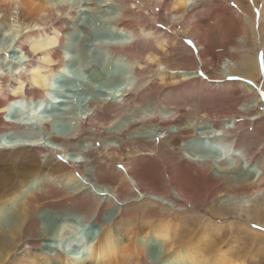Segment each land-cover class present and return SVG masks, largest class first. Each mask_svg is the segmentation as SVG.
I'll use <instances>...</instances> for the list:
<instances>
[{
	"label": "bare ground",
	"instance_id": "obj_1",
	"mask_svg": "<svg viewBox=\"0 0 264 264\" xmlns=\"http://www.w3.org/2000/svg\"><path fill=\"white\" fill-rule=\"evenodd\" d=\"M135 4V0H74L73 5L66 0H0V8H21L23 14L30 17V22L18 31L14 43V51L27 59L15 62L9 73L0 66V158L5 154L12 155V169L0 173V264L8 263L12 257L8 256L9 247L15 254L19 252L18 257L31 252L35 255L37 250L49 246L47 238L55 230L62 237L75 235V227L71 223L58 224L59 217H52L65 214L77 215L84 224L100 226L103 231L92 243H84L76 247V251L60 254L62 256L57 254L60 264H163L161 261L166 264H264L262 253L257 259H250L256 245L264 246L263 232H259L264 231V214L258 209L259 206L264 207V154L257 148L243 145L242 138L237 137L238 134H247L248 125L259 119L254 116L246 119L252 116V113L248 115L252 109L243 105L242 112L235 110V104L241 101L237 85L249 94L253 93V88L246 82H225L226 77L232 79L235 75L252 81L258 77L257 49L244 52L241 49L244 54L251 52L252 56L238 60V67L232 62L225 64V70L227 66L229 70L222 74L217 85L215 82L205 87L196 83L183 86L191 94L204 93L213 98L226 95L228 110L235 112L238 118L218 119L205 114L189 117L181 111H170L171 115L166 118L129 116L124 126L118 124L114 132H105L107 126L113 125L116 118L126 112L128 101L136 100L149 86L193 81L200 63L207 66L216 63L211 50L203 43H197L204 41L205 34L193 25L194 22L191 24L192 35L198 40V57L192 60L195 68L168 67L162 57L169 55L168 45L171 42L152 26L161 17L158 7L167 12L170 22H179L184 14L199 10L202 2L156 0L151 16L148 13L144 15ZM95 8L101 9L102 18L91 19L80 34V16L96 11ZM261 14L258 27L264 50V9ZM243 15L247 23L255 20L245 12ZM249 25L256 43L254 27ZM4 28H10L8 23ZM112 34L113 39L110 38ZM49 42L52 47L33 53L34 45ZM146 45L151 49L142 54ZM89 66L99 72L96 80L101 87L99 90L88 87L83 92L78 73ZM153 71L157 75L151 83L148 75ZM55 79L62 82L58 90L60 94L51 88ZM106 90H113V93ZM19 107L23 108L22 113ZM14 108L16 112H11ZM1 114H10L9 122L4 123ZM108 114L114 116L110 118ZM58 117L71 124L69 133L64 136H56L51 130L49 121ZM27 118H30L29 121H26ZM32 119L35 122L28 124ZM13 120H17V124ZM163 134L168 145L186 154L190 164L193 163L195 168L202 167L204 171L179 169L177 173L175 169L164 168L163 189L160 192L157 189L159 182L155 184L145 178L131 160L141 150L138 148L140 139L158 140ZM4 138L7 139V146L3 145L4 142L1 144ZM27 150L29 154L25 153ZM66 153L82 160L74 158L67 164L61 159ZM93 153L101 156L93 160ZM45 158L43 164L42 159ZM115 159L121 168L114 166L112 162ZM255 163L260 167L259 173L240 177L242 165ZM19 175L25 181L9 192L7 188ZM39 176L41 179H38ZM190 177L200 181L206 189L205 196L211 198L218 193L224 198L222 203L211 207L205 222L207 225L202 224L201 230L183 226L178 219L174 226L169 221L151 224L152 215H142L147 227L139 228L135 226L138 210L124 213L140 198L178 214L184 206H199L197 190L192 186ZM63 178L69 182L75 178L82 179L97 192L108 196L101 198L87 188H72L70 183H61ZM257 197L260 204L254 208L244 207ZM8 205L14 208L16 218L5 228L3 217L8 214ZM235 207L246 212L244 224H212L213 220H226L232 216L238 219L240 214L238 209L237 213L233 212ZM175 218L178 216L173 215L170 220ZM255 225L261 226L259 231L252 228ZM230 233L236 235L237 240L241 239V243L233 239L231 243H222L226 234L230 237ZM149 236L162 243V259L156 257L148 241ZM237 244L238 248L234 246ZM38 259H30L28 264H43Z\"/></svg>",
	"mask_w": 264,
	"mask_h": 264
},
{
	"label": "rangeland",
	"instance_id": "obj_2",
	"mask_svg": "<svg viewBox=\"0 0 264 264\" xmlns=\"http://www.w3.org/2000/svg\"><path fill=\"white\" fill-rule=\"evenodd\" d=\"M66 1L69 4L73 5L74 0H66ZM155 2L156 0H135V3H136L135 5L140 7L139 10H142L141 12L144 15L148 13L149 16H151L154 14L152 9L155 6ZM199 2H202L201 8L195 11V12L198 11L197 13L195 12L193 13L194 16L196 14L195 17L196 18L198 17V18L197 20L195 18L193 22H190V24H189V21L191 18L194 17L193 14H187V15L184 14L183 15L184 19L182 17V19L179 20V22L177 21L170 22V18L167 15V12H165L161 7H158L157 12L161 16L160 17L161 19L159 18V21L155 22L156 24L154 23V25L152 26L155 27V29L158 30L159 32L163 33V35L167 36L169 43L171 42L170 44L168 43L169 44L168 45L169 55L167 57H162L163 62L168 67L178 68V69L195 68V64L193 63L192 60L195 58V56L198 57L197 55L198 47L196 44L198 40L197 39L195 40L194 38L196 37L192 35L191 24H193L194 22L195 23L193 25H196L197 27H199V29L201 28L200 30L201 31L203 30L202 32L205 34L204 41L201 43L198 41L197 43L199 44L203 43V45H205L207 48L211 50V53H213L216 57V63L218 65H216L215 63L214 65H211L212 66L211 67V66H207L204 64L203 66L200 63L198 65L199 68L194 74V78H192V80L194 79L193 81L182 82L179 80L181 82L180 84L179 83L178 84H171V83L168 84L167 83V84H161V85L157 84L154 86H149L147 90L142 92L143 94L140 93V95L138 96L136 100L130 99L128 103L126 104V112L125 111L122 112L121 116L116 118L115 120L116 124L114 123L113 125L107 126V128H105L104 131L114 132L117 126L119 125L124 126L127 123L129 116L130 117L132 116L134 118H150L152 116H159L160 118H166V117H169V115H171L170 111L171 112L181 111V112L186 113L187 116L189 115V117H200L202 114H205L207 115V117H215L218 119H223L225 117H229L228 119H231L232 117L238 118V116L234 115L235 112H231L230 110H228L229 107L227 105H229V103L226 100L227 99L226 95L225 96L222 95L218 98H213V97H209L205 95L204 93L203 94H196V93L191 94L189 91H185L184 87H185V84L187 83H189V85L196 83L200 87H203V86L205 87V85L207 84L208 85L215 84V82H216L215 85H217L218 80H220L223 77L222 74H225L226 71L229 70L227 68L228 66L226 67V70H225V67H224L225 64H227L228 62L229 63L232 62L236 64V67H238L237 63L239 61H242L243 59L248 58V56H252L251 52L248 54L245 53L246 54L245 55L243 53L244 51L246 50L255 51L257 49L256 58H258L257 65L259 66L258 77L254 81H252L249 79H244V78L242 79V77L235 75L234 78L232 79H229V77H226L225 82H232V83L234 82L238 84L242 82L243 83L246 82L249 85H251V87L253 88L252 89L253 93L249 94L246 90H244V88L237 85L239 89L238 91H239V96H240L241 101L235 104V110L237 112H240V111L242 112L244 108L241 107V105H243L245 108L247 107L248 109H252V112L248 111L249 113L248 115L252 113V116L251 117L247 116L246 119L252 118L253 116L254 118L259 119L256 122L257 124L254 122V124L250 123V125H248L247 134H243V135L238 134L237 137H239V139L242 138L241 143L243 145L251 147L253 149L257 148L261 150V152L264 154V98H262V96H264V50L261 47L263 38L259 34V27H260L259 21L262 16L261 11L262 9H264V4H263L264 0H199ZM105 9L107 8L105 7ZM95 10L96 11H93V12L83 13L80 16L81 17L79 20L81 24L79 27L80 34L83 33L81 31H83L85 26L91 23V19H93L94 17L98 19L102 18L103 14H102V11H100L101 9L95 8ZM243 12H245L246 14H249L251 17L253 16L255 20H253L252 23L245 22ZM50 18L53 19V16H51ZM0 22H4L2 23L3 25H0V66L2 67V69L6 70V72L9 73V71L13 69L14 63L18 62L17 56H16L17 52L14 51L15 50L14 43L18 37L17 35L18 31H20V28H23L24 25L30 22V17L27 15H24L21 8L16 10L13 8L8 9L5 7H1L0 8ZM7 23L10 26L9 29L11 30L4 28V25ZM249 24L253 25L256 36L258 37V38L256 37V40H258L256 41V43L253 41V35L251 32L252 29L250 28ZM113 37H114V34L110 36L111 39H113ZM96 43L99 45H104L98 42H95V44ZM149 49H151L150 46H147V45L143 46L142 54H144V52L148 51ZM241 49L243 50V52ZM96 50L99 51L98 49ZM153 51L155 52V50ZM197 61L199 63L198 59ZM151 73L152 74L148 76L152 83V80L156 77L157 74L155 71ZM78 76L80 77L79 86L82 89V91L84 90L83 92H86L88 87H94V89L96 90H99V88L101 87V84L96 80L99 77V72L92 66L91 67L89 66V68H87L84 71H80L78 73ZM60 86H62V82H60L59 79L56 81H52L51 88H54L56 93L58 94H60L58 92V90H60ZM180 87H182V89H180ZM106 91L109 93V92H112L113 90H106ZM136 101L137 102L139 101V102L137 103ZM19 110H20V113H22L23 108L19 107ZM11 112H14V111L11 110ZM38 112L41 113L40 110ZM47 113L48 111L46 112V114ZM23 115H24L23 117L25 118V113ZM113 116L114 114H108V117L110 118H112ZM29 119L30 118H27L26 121H29ZM31 121L32 122H29L28 124L35 122L33 121V119ZM159 121H161V119ZM49 123H50L52 132L56 136H60V135L64 136L67 133H69L71 129V124L65 121L64 118L62 117H58L54 119L53 121L50 120ZM5 139L6 138H4L1 141V144H3L4 142L3 145L7 146L6 145L7 139L6 140ZM166 141H167V138L165 137V134L160 136L158 140H147L143 138L140 139L138 142V148H140L141 150L138 154L136 153L134 158L131 160L134 166L137 167L136 169L139 171V173L144 175L145 178H149L150 181L155 184L159 182L157 189L160 192L163 189L162 186H163V179L165 175L164 168L175 169L174 172H177V173L179 169H185L188 172L192 171L193 169L204 171L202 167L196 166L195 168V165H193V163L190 164L188 162L186 154H184L183 152L179 150H175V148L173 146L171 147L170 145H168ZM141 151H143L142 153L144 154H142ZM29 152L30 151L28 150L25 151L26 154H29ZM217 152L220 153L219 151ZM91 156H92L91 159L94 160L95 158L99 159L101 154L93 153ZM171 156L172 158H170ZM74 158H75V155L70 154V153H66L65 155L61 157V159L67 164L68 162L73 161ZM75 159H77V161L82 160L81 157H77ZM134 159H135V162L133 161ZM45 160L46 158L42 159L43 164L45 163ZM11 162H12L11 154H5L4 156H2L0 158V173L4 174V172H7L9 171V169H12L10 168ZM112 163H114V166L116 168H121V165L118 164L117 159H115ZM162 164H165V165H162ZM259 172H260V167L256 163L253 165L252 164L242 165V171L240 173V177L246 176V175L250 177L251 175L257 174ZM20 173H23V171H21ZM44 174L45 173L41 174L40 176L42 177V175ZM214 174L216 173L214 172ZM66 175L68 176V173ZM40 176L38 179H41ZM67 176L66 178H68ZM22 177L23 176L19 175L11 182V185L7 188L9 192L17 189L16 187L20 183H23L25 181L24 178ZM66 178L65 179L63 178L62 180H60L62 181L61 183H68V184L70 183V187L72 188L75 187V189H78V188L86 189L87 188L90 191H93L94 195L96 196L100 195L98 197H101V198H106L108 196L105 193L97 192L96 190H94L92 186L90 187V185H87L86 182L82 179L75 178L69 182ZM190 182L192 183V186H194L195 189L197 190L196 196L198 198L197 202L199 203V206L198 204H195L196 206H189V205L184 206L180 210L179 214L175 212H171V211H170L171 212L170 214V212H168L167 207L161 206L159 204H153V203H150L148 200H144L140 198L138 202L134 204L136 207L130 206L128 209L124 210V213L131 214L132 212L138 210L137 211L138 219L136 220L135 226L136 227L138 226L139 228L147 227L145 222L141 218L142 215L143 216L152 215L151 224H155L159 222L166 223L169 221L174 226L175 225L174 223H176V220L178 219V223L180 222L183 226L188 225L189 228L194 229V227H196L197 229L201 230V227H203L202 224L207 225L205 224V222H206V219L209 218L208 216H209V213L211 212V207H215L224 198L219 197L220 194L218 193L217 194L215 193L213 197L209 198L205 196L206 189L203 188V185L200 183V181L198 182L196 179L190 177ZM9 192H7L6 194H9ZM217 195L218 197H216ZM256 204H260L259 197L254 198L253 200H250L248 203L244 205V207L254 208ZM7 208H9V211L7 214L8 218L7 216H4L6 218L3 217V225L4 226L6 225L5 228L8 227V225L11 223V220H13V218H16V213L14 211V208L10 207V205H8ZM144 209L146 211L145 213H144ZM237 209L238 208L236 207L233 208V212L237 213L239 211L238 213L240 214V217H238V219L235 218L236 216L235 217L232 216L226 220L211 219L213 221L211 220L210 221L212 222V224L214 223V225H219V226H224L229 223L244 224L246 221L245 220L246 218H243V216H246V212L242 211V209H238L237 211ZM258 209L262 211V213L264 214V207L259 206ZM167 214L169 216L165 217ZM173 215L178 216V218L170 220ZM52 217L53 218L59 217L58 224L67 223V222L69 224L71 223L75 227V235H71L69 237L67 236L62 237V236H59V231L55 230L53 232V235L47 238L49 241L47 243L49 244L50 247L44 246L43 249H41L40 251L37 250L36 252L37 254L35 255L31 252L30 254H25V255H22L21 257L20 256L18 257L17 253L19 254V252L15 254L12 247H9L7 249V252L9 253L8 256L9 257L12 256V257L9 258L8 263L3 262L1 264H28V262H30L32 259L37 260L38 258H39L38 261H43V264H58V262L60 264V261H59L60 259L59 257L56 256L57 254L58 255L64 254V253L69 252L70 250L76 251L77 250L76 247L83 245L84 243H90V242L92 243L93 240L96 239L98 236H100L103 231L100 226H97L94 224L92 225L84 224L82 220H80V218L74 214H68V215L65 214L63 216L62 215H58V216L52 215ZM61 218L62 219L64 218L65 220L64 219L62 220ZM243 227H247V226H243ZM259 227L261 226L259 225L252 226L253 229L258 230V231L260 230ZM259 232H263L262 234L264 235V231H259ZM226 235H227L225 238L226 240H222V243H226V241L227 243L229 242L231 243L232 239L241 243V239L238 238L237 240L236 235L234 234L231 235V233L229 234L230 237H228V234ZM148 241L150 243V246L153 247L156 257L159 259H162L164 256V249H163L164 247L162 243L157 238H154L153 236L152 237L149 236ZM238 244L237 246L236 245L234 246L238 248L239 246ZM243 249H244V245L241 249V253H243ZM262 249H264L263 245L261 244L256 245V247L250 253V259L251 258L252 260L257 259L261 255V253H262L261 257H264V252L262 251ZM14 257H17V258H14ZM61 258L63 259V257ZM161 263L166 264L162 261Z\"/></svg>",
	"mask_w": 264,
	"mask_h": 264
},
{
	"label": "snow or ice",
	"instance_id": "obj_3",
	"mask_svg": "<svg viewBox=\"0 0 264 264\" xmlns=\"http://www.w3.org/2000/svg\"><path fill=\"white\" fill-rule=\"evenodd\" d=\"M52 46H53V44L51 42L46 43V44H36V45L33 46L32 51L35 54L37 52L43 51L44 49L50 48ZM20 59L21 60H26L27 57L26 56H21ZM262 98H264V96H262Z\"/></svg>",
	"mask_w": 264,
	"mask_h": 264
},
{
	"label": "clouds",
	"instance_id": "obj_4",
	"mask_svg": "<svg viewBox=\"0 0 264 264\" xmlns=\"http://www.w3.org/2000/svg\"><path fill=\"white\" fill-rule=\"evenodd\" d=\"M16 110V108H14L13 109V111H15ZM4 115V114H3ZM1 116H2V114H1ZM7 119H8V117H7ZM2 121H3V117H2ZM4 122V121H3ZM8 122V121H7ZM7 122H4V123H7Z\"/></svg>",
	"mask_w": 264,
	"mask_h": 264
},
{
	"label": "built area",
	"instance_id": "obj_5",
	"mask_svg": "<svg viewBox=\"0 0 264 264\" xmlns=\"http://www.w3.org/2000/svg\"><path fill=\"white\" fill-rule=\"evenodd\" d=\"M16 56H17V61H19V59H20V55H19V54H17Z\"/></svg>",
	"mask_w": 264,
	"mask_h": 264
},
{
	"label": "water",
	"instance_id": "obj_6",
	"mask_svg": "<svg viewBox=\"0 0 264 264\" xmlns=\"http://www.w3.org/2000/svg\"><path fill=\"white\" fill-rule=\"evenodd\" d=\"M56 80V79H55Z\"/></svg>",
	"mask_w": 264,
	"mask_h": 264
}]
</instances>
